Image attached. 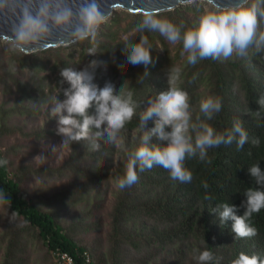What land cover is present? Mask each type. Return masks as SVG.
Segmentation results:
<instances>
[{"label":"trees","instance_id":"1","mask_svg":"<svg viewBox=\"0 0 264 264\" xmlns=\"http://www.w3.org/2000/svg\"><path fill=\"white\" fill-rule=\"evenodd\" d=\"M196 4H180L173 9L156 12L165 16L177 25L195 26L198 21ZM123 19L113 12L96 30L95 39L76 40L69 44L72 50L64 52L63 45L48 47L23 54V63L28 79L22 81L13 76L19 71L9 63L3 66V76L12 78L18 93L15 103L8 113L17 115L37 114L39 107L29 103L21 105L22 99L29 102H43L54 96L60 100L65 97L63 90L69 87L65 82L61 85L60 70L72 68L81 71L96 61L95 68L89 67L94 74V81L99 88L107 82L115 85L117 91L127 82L137 103L136 115L121 131L124 134L121 144V162L118 180L123 177L128 162V153L138 146L139 137L143 134L139 128V114L146 109L147 101L154 99L159 92L168 88V75L172 67L181 68L178 86L189 94L193 120L199 114V103L208 96L222 99V110L209 121L218 132L232 127L235 119H240L248 133L249 142L242 150H237L235 143L230 146H219L208 150L211 164L202 162L198 157L186 159L185 166L192 172L190 183H181L170 178L168 171L160 166L139 172L138 182L130 188L119 189L110 209V231L108 234V253L112 264L124 262V253L132 249L140 254L134 259L139 264H150L157 253L166 251L171 258L159 264H199L196 256L199 251L210 250L216 258L211 264H231L240 252L257 254L264 258V209L254 214L251 223L257 229V235L250 238H237L231 230L232 221L220 223L218 213L212 208L216 204L229 203L239 208L237 215H242L240 208L246 199L244 192L255 187L248 168L259 163L264 170V109L256 102L264 95V51L256 53L254 47L249 55L241 58L233 54L226 60L211 58L198 62L195 66L187 64V54L180 55L182 44L177 43L173 50L168 42L157 32L137 31V25L143 19V13L125 11ZM124 35L118 34V31ZM260 30L264 31V21ZM146 35L152 45L150 56L152 63L145 69L144 65L135 66L129 76L120 75L119 65L124 62L126 49L138 43L140 37ZM75 49L76 58L72 57ZM33 56H39L38 62ZM45 57V60H42ZM31 58V59H30ZM55 74V85L47 81L48 74L39 75L38 71L46 68ZM147 71V75L144 73ZM142 81V82H141ZM57 88L55 94L53 89ZM5 90L10 85L5 82ZM10 91V90H9ZM257 111L260 112L257 115ZM94 113V107L89 110ZM106 125L102 126V129ZM154 127L152 121L147 128ZM18 127L0 125L1 132H14ZM101 129V130H102ZM93 131H97L93 129ZM51 129L26 133L42 138ZM107 133L98 138L99 151L90 148V142L81 140L69 145L67 159L57 167L34 168L21 165L9 169V160L3 151L0 159H7L8 164L0 167V191L11 200V206L3 205L10 219L0 233V264H38L31 260L30 249L41 247L47 252L56 248L67 251L72 256L71 264H93V256L83 245L77 244L64 229L57 215L44 205L71 207L80 205L81 210L89 206L94 208L99 202L97 185L107 177L110 164L115 154V147L107 142ZM258 137L259 146H253L251 139ZM151 143H160L152 137ZM55 172L58 177L72 178L75 181L67 189L56 193L51 199L43 196L29 197L25 194L21 183L28 175L36 177L50 176ZM202 181H207L209 189H203ZM205 194L213 197L212 201L204 199ZM54 201V202H53ZM87 212L85 211L84 215ZM87 250L90 262L86 263L82 251ZM52 264V263H50Z\"/></svg>","mask_w":264,"mask_h":264},{"label":"clouds","instance_id":"2","mask_svg":"<svg viewBox=\"0 0 264 264\" xmlns=\"http://www.w3.org/2000/svg\"><path fill=\"white\" fill-rule=\"evenodd\" d=\"M186 3L197 5L198 21L194 27L177 25L159 13L145 11L136 30L157 32L170 44L181 43L180 55L186 53L187 64L191 66L209 58L226 60L233 54L246 58L252 47L256 53L264 51V31L260 30L261 21H264V0H231L229 3L186 0ZM8 14L15 19L11 35H4V38L19 52H25L34 45L46 47L45 41L54 29L67 33L73 40L95 39L97 27L105 19L97 0H83L78 9L71 6V0H0V15ZM151 48L148 37L142 35L138 43L127 47L126 63L144 65L147 69L152 63ZM96 65L97 62L92 61L89 67L95 68ZM89 67L81 71L72 68L60 70L61 85L66 82L69 87L63 90V100L55 98L51 102L50 116L58 118L57 134L63 137L62 145L86 140L90 142L91 150L99 151L98 138L107 133V142L115 143L126 124L136 115L138 105L127 82L118 91L111 82L99 88L93 83L94 74ZM181 71L179 67H172L167 90L148 100V106L140 112L139 128L143 134L139 137L138 146L128 153L124 175L118 180L119 189L130 188L138 182L137 169L144 172L154 166L168 171L174 181L190 183L193 176L185 166L186 159L198 157L200 161L211 164L209 149L235 143L239 151L249 142L248 133L239 118L223 132L210 125L209 121L222 110L219 97L202 99L199 114L193 120L189 94L178 86ZM147 74L145 71L144 75ZM256 102L260 109H264V95H260ZM93 107L94 113L90 114ZM149 121L154 127L145 130ZM104 125L106 127L102 129ZM152 137L160 143H151ZM260 142L258 137L251 139L253 146H259ZM7 164V159H0V167ZM248 172L255 187L244 192L246 199L240 205L244 209L243 214L237 215L239 208L229 203L216 204L211 210L218 213L221 224L229 220L233 222L231 230L237 238L257 235L251 219L264 209V170L259 163H254ZM201 186L206 192L209 189L207 181H202ZM204 199L212 201L213 197L205 194ZM0 205L11 206V200L3 191H0ZM196 251L199 264H211L216 259L210 250ZM231 264H264V258L240 252Z\"/></svg>","mask_w":264,"mask_h":264},{"label":"rangeland","instance_id":"3","mask_svg":"<svg viewBox=\"0 0 264 264\" xmlns=\"http://www.w3.org/2000/svg\"><path fill=\"white\" fill-rule=\"evenodd\" d=\"M125 11V9L116 8L112 13H118L120 18L123 19L122 22L125 23L127 21L126 18H123V13ZM111 14L106 17L103 22H105ZM118 34L124 35L121 30L118 31ZM69 44L63 45V47H65L64 52L72 50L69 48ZM168 45L171 50L176 46V44H170L169 42ZM22 53L14 50L6 40L0 39V125L3 123L6 127H18L12 133L0 131V151L6 154L9 160L10 170L21 165H30L34 168L57 167L62 165L67 159L69 145H62L63 137L57 134L58 118L50 116V104L55 99V96L43 102H29L27 99H22L20 101L21 105L29 103L33 107H39L37 114L17 115L7 112L20 94L12 78H8L5 75L3 76L2 67H7L9 63H12L16 69H18L21 63H23ZM126 55L124 57L125 61L119 65L120 75L124 77L129 76L136 68L126 63ZM38 57L39 56H33L31 58H35L34 61L38 62V60H40ZM72 57L76 58L75 49L72 52ZM42 60L44 61L45 57H42ZM50 63L51 60L46 63V68L38 71V74H48L46 80L51 81V85L54 86L56 82V72H51L48 69ZM18 70L19 71L13 72V76L22 81L27 80L29 76L26 67L21 66ZM5 82L10 85L8 91L4 89ZM56 91L57 88H54L53 94H55ZM44 128L51 129L52 132L42 138H36L33 135L26 134L40 131ZM123 137L124 134L120 132L117 141L112 143L115 147V154L113 155L107 177L97 185L99 202H97L94 208L89 206L86 210H81V204L71 207H57L53 206L54 203L51 205H44V208L52 210L57 215L69 236L77 244L85 246L87 250L91 252L93 264H112L108 253V234L110 231L109 213L117 192ZM75 182L78 183V181L72 178L58 177L57 174L53 172L52 175L46 177L28 175L24 178L21 185L24 188L25 194L31 198L43 196L45 199L53 200L56 193L67 189ZM85 211L87 213L84 215ZM9 219V214L5 211L3 205H0V233L5 229V224ZM33 248L34 249L29 250L31 260L33 259V261H35V258H37L33 263L56 264L51 251L47 252L46 249L42 247L40 249L39 246ZM139 255L140 254H136L132 249H129L124 253V262L121 264H139L134 261ZM132 258L134 259L131 260ZM170 258L171 254L169 252L161 251L157 253V256L150 264H159L163 262V260H168Z\"/></svg>","mask_w":264,"mask_h":264},{"label":"water","instance_id":"4","mask_svg":"<svg viewBox=\"0 0 264 264\" xmlns=\"http://www.w3.org/2000/svg\"><path fill=\"white\" fill-rule=\"evenodd\" d=\"M231 0H221V3H229ZM83 0H71V6L78 9ZM101 12L104 17H108L116 8L125 9L130 13H145V11H152L153 13L173 9L180 4H187L186 0H97ZM3 11L7 12V9ZM15 18L8 15H0V38L4 39V35H11V26ZM76 40L70 39L67 33L53 30L52 35L45 41L46 47L30 46L23 53H30L48 47H55L58 45H67Z\"/></svg>","mask_w":264,"mask_h":264},{"label":"built area","instance_id":"5","mask_svg":"<svg viewBox=\"0 0 264 264\" xmlns=\"http://www.w3.org/2000/svg\"><path fill=\"white\" fill-rule=\"evenodd\" d=\"M51 252L54 256L56 264H71L73 261L71 254L67 251L56 248L54 250H51ZM82 256L86 263L90 262V255L87 250L82 251Z\"/></svg>","mask_w":264,"mask_h":264},{"label":"bare ground","instance_id":"6","mask_svg":"<svg viewBox=\"0 0 264 264\" xmlns=\"http://www.w3.org/2000/svg\"><path fill=\"white\" fill-rule=\"evenodd\" d=\"M1 39V38H0Z\"/></svg>","mask_w":264,"mask_h":264}]
</instances>
